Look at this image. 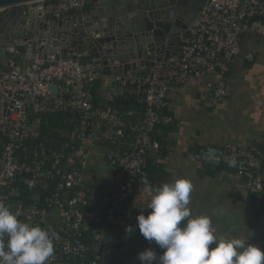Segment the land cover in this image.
Returning a JSON list of instances; mask_svg holds the SVG:
<instances>
[{
  "label": "built area",
  "instance_id": "1",
  "mask_svg": "<svg viewBox=\"0 0 264 264\" xmlns=\"http://www.w3.org/2000/svg\"><path fill=\"white\" fill-rule=\"evenodd\" d=\"M263 0H207L188 29L181 34L185 45L179 54L155 63L143 72L135 70L113 73L105 103L96 104L91 82L102 68L99 57L86 63L58 62L43 68L31 82L16 85L9 97L18 103L0 120V202L6 205L20 196L13 184L16 176L27 174L38 181H54L52 192L40 206H25L17 201L12 211L22 222L43 224L55 208L61 210V221L55 232L53 264H107L110 250L102 244V232L84 240L89 223H101L107 230L113 222L129 214L127 199L133 184L146 175L147 154L160 147L152 132L158 125H168L173 118L164 110L167 91L172 85L185 84L193 78L219 74L216 87L202 94L206 107H213L225 94L224 73L240 49V36L245 32L264 36ZM88 0H48L45 13L83 10ZM252 60V53L245 56ZM118 88L130 89L142 98L143 111L118 108L108 101ZM43 112H64L75 118L71 139L57 147L43 142L32 150L25 141L36 131L29 118ZM7 120L9 124H7ZM130 132L133 137L126 136ZM125 138L132 139L130 144ZM104 141L107 147L106 166L119 174L120 180L105 206L91 198V188L83 180L82 163H73L72 144ZM216 150L217 159H207L208 149ZM20 151H23L20 154ZM23 157V158H22ZM193 157L202 163L233 169L243 177L254 204L264 208V131L255 146H200ZM41 223V224H40Z\"/></svg>",
  "mask_w": 264,
  "mask_h": 264
},
{
  "label": "crops",
  "instance_id": "2",
  "mask_svg": "<svg viewBox=\"0 0 264 264\" xmlns=\"http://www.w3.org/2000/svg\"><path fill=\"white\" fill-rule=\"evenodd\" d=\"M261 7L264 10V6ZM248 53H252V60L245 57ZM146 69L140 67L135 71ZM223 77L225 94L211 108L205 106L201 96L216 87L219 74L193 78L168 89V105L164 112L171 115L173 121L153 130L152 136L160 147L147 154L146 175L130 190L129 214L113 222L101 237L112 250L110 264H141L138 253L147 248H152L157 255L162 254L163 249L140 234L136 217L141 211L145 216L151 211L147 208L150 187L172 183L178 178L189 179L193 184L188 205L192 215H207L217 235L244 239L264 251V211L254 204L244 179L230 169L208 166L193 157L200 146L250 147L261 142L264 131L263 35L241 34L240 49ZM97 79L100 85L95 89V100L100 104L106 100L110 76L99 74ZM130 91L118 88L115 95ZM131 142L132 139L125 138L126 144ZM106 152L104 141L90 140L78 143L73 152L74 162H83V180L91 188L92 201L101 205L109 202L120 180L119 174L107 168ZM8 205L12 211L14 204ZM60 221L61 211L53 209L42 223L56 230ZM128 226L133 227L131 234L126 232ZM47 264L52 263L47 261Z\"/></svg>",
  "mask_w": 264,
  "mask_h": 264
},
{
  "label": "water",
  "instance_id": "3",
  "mask_svg": "<svg viewBox=\"0 0 264 264\" xmlns=\"http://www.w3.org/2000/svg\"><path fill=\"white\" fill-rule=\"evenodd\" d=\"M206 2L88 0L85 11L52 16L45 13L48 0H0V120L18 109L9 97L13 87L60 61L97 56L100 74L110 76L179 54L181 34Z\"/></svg>",
  "mask_w": 264,
  "mask_h": 264
},
{
  "label": "clouds",
  "instance_id": "4",
  "mask_svg": "<svg viewBox=\"0 0 264 264\" xmlns=\"http://www.w3.org/2000/svg\"><path fill=\"white\" fill-rule=\"evenodd\" d=\"M207 159H217L216 150H207ZM29 188L33 181H25ZM148 185V181H144ZM151 192L145 216L136 217L140 234L155 242L162 254L152 248L138 253L141 264H264V251L240 238L217 235L211 218L192 215L188 207L193 184L178 178L172 183L149 188ZM132 226L126 227L131 234ZM58 234L51 229L22 222L9 205L0 202V264H47L54 256ZM210 245H214L210 248Z\"/></svg>",
  "mask_w": 264,
  "mask_h": 264
},
{
  "label": "trees",
  "instance_id": "5",
  "mask_svg": "<svg viewBox=\"0 0 264 264\" xmlns=\"http://www.w3.org/2000/svg\"><path fill=\"white\" fill-rule=\"evenodd\" d=\"M87 7H88V4L86 5L85 9ZM99 85H100V82L97 78L94 79L90 85L91 90L94 94L95 103H96L95 89ZM141 98L142 97L140 95L136 94L134 91H130V92L123 93L121 95H114L113 99L108 101V102L111 103L113 106H116L118 108H136L138 110V112L142 113L143 104H142ZM96 104H98V103H96ZM100 104H102V103H100ZM75 122L76 121H75L74 116H72L68 113H64V112H43V113H38L36 115H31L29 118V124H31L33 126L36 133H35V135H32L30 139L25 141L24 146L26 147L27 151L32 150L34 148V145L36 143H39V142H43L49 147H57L61 142H64L66 140L71 139V133L74 130ZM158 126H160V125H158ZM62 134H65V135H62ZM126 136L133 137V135L127 131L125 132V137ZM104 143L107 145V147L109 146L106 142H104ZM77 144L78 143H76V142H74L72 144L73 145L72 146V148H73L72 153L75 151ZM21 153L23 155V151H20V154ZM72 162L75 163L73 159H72ZM262 163H263V165H262V167H263L264 166V158H263ZM202 164H205V163H202ZM205 165L213 166L215 168L229 169V168H225V167L214 166L213 164H205ZM230 170H232L234 173H236L233 169H230ZM263 172H264V169H263ZM241 178L244 179L243 177H241ZM25 181H33L34 187L29 188L27 186V184L25 183ZM244 182H245V180H244ZM13 184L19 188L20 196L18 199H16V201L13 200L11 203H13L15 205V203L17 201H20L25 206H32V205L40 206L42 204L43 199L52 192L54 181H46V182L45 181H38V180L32 179L27 174H21V175H18L15 177ZM246 189H247V187H246ZM247 192H248V189H247ZM248 194H250V193L248 192ZM251 198H252V196H251ZM127 201H128V199H127ZM103 206H105V205H103ZM55 209H57V208H55ZM261 209H262V211H264L263 207H261ZM40 226L42 228H47V226H44V224H41ZM107 230H109V228ZM107 230L101 229V223L91 221L89 223V228L87 230V234H85L84 240L87 243H91L92 242L91 240L93 239V235L96 232L100 231V232H102V235H103V233ZM102 244L105 245L110 250V257L106 260V263L110 264L111 262H109V261H110L111 255H112V250L103 241H102ZM50 263H52V262H50Z\"/></svg>",
  "mask_w": 264,
  "mask_h": 264
}]
</instances>
